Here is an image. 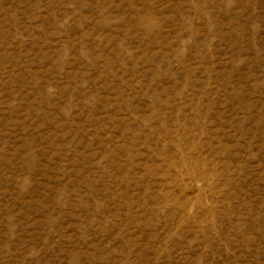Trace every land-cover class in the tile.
<instances>
[{"label":"rangeland","instance_id":"obj_1","mask_svg":"<svg viewBox=\"0 0 264 264\" xmlns=\"http://www.w3.org/2000/svg\"><path fill=\"white\" fill-rule=\"evenodd\" d=\"M0 264H264V0H0Z\"/></svg>","mask_w":264,"mask_h":264}]
</instances>
